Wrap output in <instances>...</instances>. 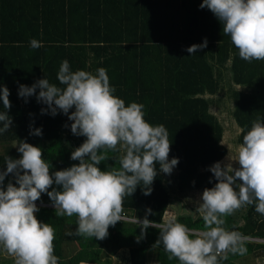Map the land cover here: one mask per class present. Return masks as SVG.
Returning a JSON list of instances; mask_svg holds the SVG:
<instances>
[{"label": "trees", "instance_id": "16d2710c", "mask_svg": "<svg viewBox=\"0 0 264 264\" xmlns=\"http://www.w3.org/2000/svg\"><path fill=\"white\" fill-rule=\"evenodd\" d=\"M201 2L0 0V84L9 89L11 102V108L5 110L0 101V111H7L12 119L9 131L0 134V171L6 169L7 156L20 158L17 140L42 149L43 158L51 164L50 174L78 164L70 155L86 138L71 133L67 116L41 114V108L47 106L37 102L35 95L27 102L17 95L20 84L31 86L42 78L64 87L57 73L67 60L72 71L95 75L98 68H105L115 89L113 95L123 99L125 106L143 104L145 121L152 126L163 124L169 133V160L179 159L169 180L157 164L151 194L144 195L142 185L137 186L124 199L122 215L140 220L151 209L147 219L164 223L165 212L177 195L214 187L217 181L208 169L222 162L228 151L223 145L222 124L211 108L221 96L231 100L239 147L252 123L258 117L264 119V60L241 59L230 36L223 32V22L207 8L201 9ZM204 38L205 48L192 55L186 51ZM32 39L43 46L32 49ZM34 128H41L42 135H31ZM122 155L118 145L98 167L102 171L119 169ZM9 181L15 184L12 174L5 177L3 187ZM52 187L61 190L58 185ZM36 204V218L55 229L58 264H147L150 252V264H179L176 258L168 259L162 245L153 246L159 238L156 228L149 227L141 238L139 225L123 219L109 227L105 239L86 238L75 234L76 216H56L46 193ZM173 220L196 230L204 225L200 214L188 212L177 213ZM225 220L227 230L264 240V216L255 211V204ZM245 246V255L229 254L222 264H241L240 260L252 254L264 257V243L249 241ZM120 251L122 263L117 261ZM0 264H14L1 248Z\"/></svg>", "mask_w": 264, "mask_h": 264}, {"label": "clouds", "instance_id": "9594fccd", "mask_svg": "<svg viewBox=\"0 0 264 264\" xmlns=\"http://www.w3.org/2000/svg\"><path fill=\"white\" fill-rule=\"evenodd\" d=\"M199 7L207 8L223 22V32L230 36L241 59L264 60V0H202ZM42 46L36 39L30 41L32 49ZM206 46L204 38L186 51L192 55ZM57 80L64 87L42 78L31 86L20 84L17 95L25 102L35 95L37 102L47 106L41 108V114L66 115L72 122L71 133L86 139L70 155L78 164L51 174V164L38 146L17 140L20 158L6 157V169L0 171V248L14 259V264H58L55 229L34 215L39 211L36 201L42 193L49 197L56 216L77 217L76 235L103 240L110 226L126 218L122 215L124 199L134 194L137 186L142 185L144 195L151 194L158 174L156 165L160 172L170 175L179 163L178 158L169 160L171 141L166 127L146 122L143 104L131 102L125 106L123 99L113 95L115 89L105 68H98L95 75L72 71L64 60ZM9 96V89L0 84L5 110L11 108ZM11 125L7 111H0V134L9 131ZM30 134L41 136L42 129H31ZM118 145L124 151L120 168L102 171L98 165L109 159L108 152L117 151ZM208 170L217 182L203 190L202 202H198L202 230L173 219L150 221L147 214L151 209L146 210L143 219L134 218L141 238L149 227L159 230L153 246L162 245L168 259L176 258L179 264H222L229 254L247 253L245 245L250 237L227 230L225 217L253 204L255 211L264 216V119L258 117L252 123L231 162H215ZM9 174L15 184L9 181L3 187Z\"/></svg>", "mask_w": 264, "mask_h": 264}, {"label": "rangeland", "instance_id": "374dc122", "mask_svg": "<svg viewBox=\"0 0 264 264\" xmlns=\"http://www.w3.org/2000/svg\"><path fill=\"white\" fill-rule=\"evenodd\" d=\"M232 103L231 100L227 98V96H221L219 101L212 106L211 110L213 113L217 115L219 118L222 127H223V145L227 148V155L223 159L221 163L231 162L233 158L237 154L238 147L236 146V137L238 134V126L235 123L232 115H231ZM233 166H238L235 163ZM176 173V169L174 168L170 175H166L164 173L163 177L165 180H169ZM202 192L201 191H190L187 194L177 195L176 200L170 205L169 209L165 212L164 219L167 221L169 219H173V217L181 212H188L193 215L200 214L197 211L198 202H202L200 200ZM235 213V212H234ZM124 216V215H123ZM126 217L124 220H134L133 217ZM123 251V250H122ZM122 251L118 253L117 261L122 263ZM153 254L148 253V262L147 264L152 263ZM116 259V257H115ZM241 264H264V257H260L258 255L252 254L248 259L240 260Z\"/></svg>", "mask_w": 264, "mask_h": 264}, {"label": "built area", "instance_id": "2783aa9c", "mask_svg": "<svg viewBox=\"0 0 264 264\" xmlns=\"http://www.w3.org/2000/svg\"><path fill=\"white\" fill-rule=\"evenodd\" d=\"M39 204H37L38 206ZM51 207H54V206H51ZM134 221V220H133ZM249 241H252V242H258V243H264V240L262 239H258V238H250Z\"/></svg>", "mask_w": 264, "mask_h": 264}, {"label": "crops", "instance_id": "0c3cea01", "mask_svg": "<svg viewBox=\"0 0 264 264\" xmlns=\"http://www.w3.org/2000/svg\"><path fill=\"white\" fill-rule=\"evenodd\" d=\"M1 250H2L3 256L11 258V256H9L2 248H1Z\"/></svg>", "mask_w": 264, "mask_h": 264}, {"label": "bare ground", "instance_id": "6f19581e", "mask_svg": "<svg viewBox=\"0 0 264 264\" xmlns=\"http://www.w3.org/2000/svg\"><path fill=\"white\" fill-rule=\"evenodd\" d=\"M126 216V215H125Z\"/></svg>", "mask_w": 264, "mask_h": 264}]
</instances>
